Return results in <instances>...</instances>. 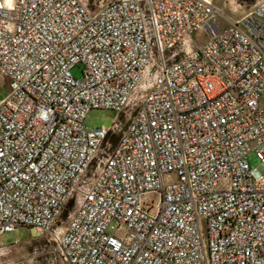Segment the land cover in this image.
<instances>
[{
  "label": "built area",
  "instance_id": "built-area-1",
  "mask_svg": "<svg viewBox=\"0 0 264 264\" xmlns=\"http://www.w3.org/2000/svg\"><path fill=\"white\" fill-rule=\"evenodd\" d=\"M214 13L209 0L0 7V235H49L66 264H264V2L223 30ZM130 107L113 147L118 122L84 126ZM152 191L155 209L140 201Z\"/></svg>",
  "mask_w": 264,
  "mask_h": 264
},
{
  "label": "rangeland",
  "instance_id": "rangeland-1",
  "mask_svg": "<svg viewBox=\"0 0 264 264\" xmlns=\"http://www.w3.org/2000/svg\"><path fill=\"white\" fill-rule=\"evenodd\" d=\"M212 7L215 10L212 19L214 20L218 29H226L231 24H238L247 13L254 7L259 6L264 0H209ZM207 39V34L204 30L195 32L190 38L188 44H185L181 48H176L179 55L183 53V50L195 47L196 45L203 44ZM70 75L79 80L82 77V67L77 65L70 70ZM5 76L0 73V102L4 100L8 95V85ZM142 92H138L137 97ZM260 108H264V97H260L258 100ZM135 107L128 108L124 113L119 114L114 111L106 110H90L84 119V126L87 128H99L106 126L107 121L118 122L116 129V136L120 135L124 129L128 116L133 112ZM248 166L250 169H255L258 172H262L263 168L260 161L255 157L253 152L247 155ZM174 176H168L165 178V182H172ZM159 196L155 191L144 193L140 197L142 204H147L156 208L158 205ZM74 208V202L71 201L63 210L59 220L56 223L55 228L61 230ZM107 232L119 239H124L126 236V229L123 226L111 224ZM0 249L6 251L3 256V260L9 263L15 264H29L27 259L32 258L31 264H66L61 259L59 251L54 243L51 241L49 235H39L38 233L29 231L25 228H19L12 233H5L0 235Z\"/></svg>",
  "mask_w": 264,
  "mask_h": 264
},
{
  "label": "trees",
  "instance_id": "trees-1",
  "mask_svg": "<svg viewBox=\"0 0 264 264\" xmlns=\"http://www.w3.org/2000/svg\"><path fill=\"white\" fill-rule=\"evenodd\" d=\"M118 137H119V135L116 136V132L108 137L109 142L111 143L112 147L115 146V144L117 143Z\"/></svg>",
  "mask_w": 264,
  "mask_h": 264
},
{
  "label": "clouds",
  "instance_id": "clouds-1",
  "mask_svg": "<svg viewBox=\"0 0 264 264\" xmlns=\"http://www.w3.org/2000/svg\"><path fill=\"white\" fill-rule=\"evenodd\" d=\"M0 7H7L11 9L13 7V0H3V2L0 3Z\"/></svg>",
  "mask_w": 264,
  "mask_h": 264
}]
</instances>
